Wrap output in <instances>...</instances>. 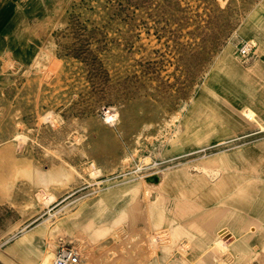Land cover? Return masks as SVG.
I'll list each match as a JSON object with an SVG mask.
<instances>
[{"label":"rangeland","instance_id":"1","mask_svg":"<svg viewBox=\"0 0 264 264\" xmlns=\"http://www.w3.org/2000/svg\"><path fill=\"white\" fill-rule=\"evenodd\" d=\"M39 34L0 68V264H168L201 224L264 264V0H64Z\"/></svg>","mask_w":264,"mask_h":264},{"label":"bare ground","instance_id":"2","mask_svg":"<svg viewBox=\"0 0 264 264\" xmlns=\"http://www.w3.org/2000/svg\"><path fill=\"white\" fill-rule=\"evenodd\" d=\"M260 43H262L264 45V42L260 41ZM211 158H213V157L209 156V157L201 160L200 162H204V161L205 162L206 161L209 162V160ZM158 178H160L159 175L151 173V174H149L147 176L146 179H147V181H153V180H157ZM52 200H53V197L51 195H49L48 199H47V203H50ZM213 213H214V211L198 213L196 211H191V210L190 211L189 210L178 211V210L167 209L164 212V214H160L161 217H164L166 219V221L168 222V224L163 227V229H162L163 232L162 233L165 234L164 235L165 238L169 237V236H171L173 234L178 233V231H179L180 234L183 235V229H182L183 227L175 225L173 220L170 221V219L173 216H177L178 214H181V215L182 214H196L194 217L183 221L184 225H188V226L193 227L195 224H193L192 222L197 220V218H198V221L201 222V223L202 222H206V220L209 219L210 214L212 215ZM206 216H207V219H205ZM99 217H100V215H98V211H95V212L92 213L89 221L94 222ZM190 223H192V224H190ZM196 224H198V223H196ZM201 225H204V226H201V229L197 233V234H199V236H197L198 237L197 240L193 236V234L196 235L195 233L192 234L191 232L188 231L186 234H184V235H187V237H188V240H187L188 243L185 244V245L187 246L189 244L188 245L189 246V250L188 249H184L183 254L177 253L180 256H178L177 254L173 255V252L171 253V250L167 249V247L163 248V249H166V250H164V253L162 255L166 256L168 264H178V263L179 264H183V263H187V260L193 261L194 264H200V262H202V263L204 262L203 264H205V261H207V264H213V262H216L217 260L221 264H228L229 263V259H230L229 254L230 253H228V255H227V252H229V250H228V246L226 245V242H225L227 237H229V235H231L230 234V230L228 229V227L225 224H221V225L218 226V228L216 230H213V227L211 225H205V224H201ZM198 228H200V227H198ZM164 229H166V230H164ZM166 240H168V238ZM28 242H29V238L28 237H23L22 236V237L17 238L14 241L13 247L11 248V252L12 253L19 252L24 246L28 245ZM152 242L155 243L156 241L152 240ZM237 247L239 248V246H237ZM263 249H264V246H262V252L264 251ZM243 252H244V249H243ZM170 254H172L173 256L171 257ZM44 255H42L40 257L41 258V264H51L50 261H49L50 258H48L47 256H44ZM184 255H185V257H183ZM51 256H53V255H51ZM238 263H236V264H238Z\"/></svg>","mask_w":264,"mask_h":264},{"label":"crops","instance_id":"3","mask_svg":"<svg viewBox=\"0 0 264 264\" xmlns=\"http://www.w3.org/2000/svg\"><path fill=\"white\" fill-rule=\"evenodd\" d=\"M64 0H0V68L8 60L31 53L40 44L41 21L51 19L57 4Z\"/></svg>","mask_w":264,"mask_h":264},{"label":"built area","instance_id":"4","mask_svg":"<svg viewBox=\"0 0 264 264\" xmlns=\"http://www.w3.org/2000/svg\"><path fill=\"white\" fill-rule=\"evenodd\" d=\"M237 53L241 59L246 60L250 56L251 45L246 44L240 46ZM52 264H83V261L81 260L80 255L78 254L76 249L62 246L59 247L54 254Z\"/></svg>","mask_w":264,"mask_h":264}]
</instances>
